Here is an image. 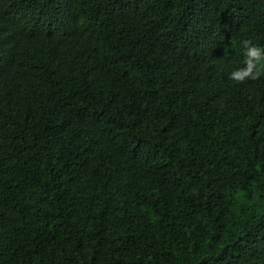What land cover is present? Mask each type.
<instances>
[{"label":"trees","instance_id":"obj_1","mask_svg":"<svg viewBox=\"0 0 264 264\" xmlns=\"http://www.w3.org/2000/svg\"><path fill=\"white\" fill-rule=\"evenodd\" d=\"M264 0H0V264H264Z\"/></svg>","mask_w":264,"mask_h":264},{"label":"clouds","instance_id":"obj_2","mask_svg":"<svg viewBox=\"0 0 264 264\" xmlns=\"http://www.w3.org/2000/svg\"><path fill=\"white\" fill-rule=\"evenodd\" d=\"M245 49L244 66L230 73V79L237 84L248 80H256L264 74V47L253 45L251 41H243Z\"/></svg>","mask_w":264,"mask_h":264}]
</instances>
